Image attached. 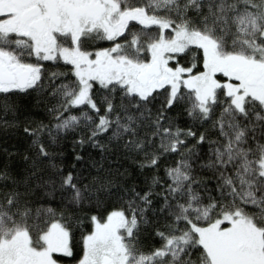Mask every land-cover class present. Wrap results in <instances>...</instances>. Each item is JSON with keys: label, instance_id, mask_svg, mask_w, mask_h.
Masks as SVG:
<instances>
[{"label": "snow or ice", "instance_id": "6c2138e0", "mask_svg": "<svg viewBox=\"0 0 264 264\" xmlns=\"http://www.w3.org/2000/svg\"><path fill=\"white\" fill-rule=\"evenodd\" d=\"M0 140V264H264V0H0Z\"/></svg>", "mask_w": 264, "mask_h": 264}, {"label": "trees", "instance_id": "16d2710c", "mask_svg": "<svg viewBox=\"0 0 264 264\" xmlns=\"http://www.w3.org/2000/svg\"><path fill=\"white\" fill-rule=\"evenodd\" d=\"M0 144H2V140H0ZM10 146V145H9Z\"/></svg>", "mask_w": 264, "mask_h": 264}]
</instances>
